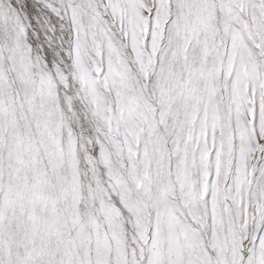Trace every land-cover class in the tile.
Masks as SVG:
<instances>
[{
  "label": "snow or ice",
  "instance_id": "1",
  "mask_svg": "<svg viewBox=\"0 0 264 264\" xmlns=\"http://www.w3.org/2000/svg\"><path fill=\"white\" fill-rule=\"evenodd\" d=\"M0 264H264V0H0Z\"/></svg>",
  "mask_w": 264,
  "mask_h": 264
}]
</instances>
